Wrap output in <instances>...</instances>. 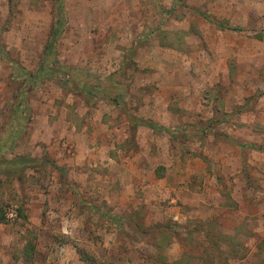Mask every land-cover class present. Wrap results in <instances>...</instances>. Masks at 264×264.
Here are the masks:
<instances>
[{
    "label": "rangeland",
    "instance_id": "obj_1",
    "mask_svg": "<svg viewBox=\"0 0 264 264\" xmlns=\"http://www.w3.org/2000/svg\"><path fill=\"white\" fill-rule=\"evenodd\" d=\"M57 3L0 0L17 68L42 62ZM63 3L59 64L125 94L47 81L22 116L0 56V143L22 128L0 151V264H264V48L245 53L264 41V0Z\"/></svg>",
    "mask_w": 264,
    "mask_h": 264
},
{
    "label": "trees",
    "instance_id": "obj_2",
    "mask_svg": "<svg viewBox=\"0 0 264 264\" xmlns=\"http://www.w3.org/2000/svg\"><path fill=\"white\" fill-rule=\"evenodd\" d=\"M58 20L55 23L49 40L44 48L42 62L38 66L35 72L25 70L23 68H17L15 61L11 59L8 52L0 46V56L7 62H10L13 66L14 72L22 78L20 87V101L17 107V111L20 115H27V108L24 107L26 100L29 95L34 93L43 83L47 81H58L66 88H71L73 81L77 82L86 96L90 99L95 97L111 98L115 103H119L120 97L124 93L123 87L117 82L116 78H91L89 75L83 73L78 68H66L61 66L57 60V46L63 32L64 25L66 24L65 10L63 0H58ZM215 24L214 20H209ZM78 87V86H77ZM18 113V114H19ZM17 114V116H18ZM17 121V117H16ZM12 131L9 132L8 140H3L0 143V151L9 149L10 143L18 139L22 134V128L18 129V125L13 124ZM17 127V128H16ZM139 127H147L155 133H171L174 134L173 130H168L158 123L152 121L141 120L133 118L131 120V128L138 129ZM15 165V164H12ZM56 170L60 171V168L56 167ZM2 221V219H0Z\"/></svg>",
    "mask_w": 264,
    "mask_h": 264
},
{
    "label": "crops",
    "instance_id": "obj_3",
    "mask_svg": "<svg viewBox=\"0 0 264 264\" xmlns=\"http://www.w3.org/2000/svg\"><path fill=\"white\" fill-rule=\"evenodd\" d=\"M220 3H221V1H220ZM238 7H240V6L238 5ZM222 9H223V11H222ZM236 9H237V7L236 6H233L232 4H230L229 6H225V8L224 7L223 8L222 7H219L218 14H219V16H226L227 13H229L230 15H228L229 17H227V19L228 20L231 19V22H233L234 20H236V18H233L234 17V14L233 13H235ZM250 14H252V9L250 11L249 10L248 11L246 10V16H245V19H244V22H243L245 26H247L248 23H249V15ZM245 44H246V46L248 45L247 41H246ZM258 44H260L262 46V49L264 48V46H263L264 45V41L262 39H258L257 38V39L254 40V43L248 45V48H245V53L247 55H250L251 58H253L255 53H254V51H252L253 49H252V46L251 45H255V46L257 45L258 46ZM230 46H231V44H230ZM262 53L264 54L263 51H262Z\"/></svg>",
    "mask_w": 264,
    "mask_h": 264
}]
</instances>
